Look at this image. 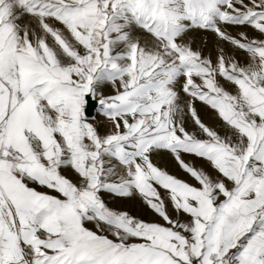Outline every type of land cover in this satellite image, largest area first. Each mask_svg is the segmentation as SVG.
<instances>
[{
	"label": "snow or ice",
	"instance_id": "snow-or-ice-1",
	"mask_svg": "<svg viewBox=\"0 0 264 264\" xmlns=\"http://www.w3.org/2000/svg\"><path fill=\"white\" fill-rule=\"evenodd\" d=\"M0 264H264V0H0Z\"/></svg>",
	"mask_w": 264,
	"mask_h": 264
},
{
	"label": "rangeland",
	"instance_id": "rangeland-1",
	"mask_svg": "<svg viewBox=\"0 0 264 264\" xmlns=\"http://www.w3.org/2000/svg\"><path fill=\"white\" fill-rule=\"evenodd\" d=\"M211 37H209V40L211 41ZM130 208H132L136 212H140V207L138 205H129Z\"/></svg>",
	"mask_w": 264,
	"mask_h": 264
}]
</instances>
